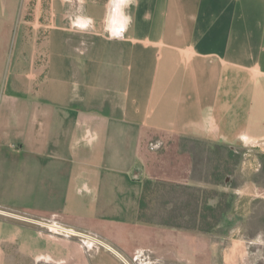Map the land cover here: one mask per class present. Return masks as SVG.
Segmentation results:
<instances>
[{
	"label": "crops",
	"instance_id": "crops-1",
	"mask_svg": "<svg viewBox=\"0 0 264 264\" xmlns=\"http://www.w3.org/2000/svg\"><path fill=\"white\" fill-rule=\"evenodd\" d=\"M125 3L131 24L110 0H0V262L18 246L13 213L124 257L146 228L176 232L177 253L153 248L158 264L264 250V0ZM203 143L244 151L223 224L139 222L147 180L207 186L194 175Z\"/></svg>",
	"mask_w": 264,
	"mask_h": 264
},
{
	"label": "rangeland",
	"instance_id": "rangeland-1",
	"mask_svg": "<svg viewBox=\"0 0 264 264\" xmlns=\"http://www.w3.org/2000/svg\"><path fill=\"white\" fill-rule=\"evenodd\" d=\"M7 84L8 77L5 76L2 84L3 94L8 93ZM164 141L166 144L171 142L169 139L163 140L162 142ZM199 169L200 167L196 169L197 173L200 172ZM172 170L173 168L170 167V171ZM209 187V185L204 186V188ZM159 191L160 189L158 187H152L147 194L146 202L151 209L154 208V199L158 196ZM145 213L147 215L149 214V212ZM13 214L17 215L18 218V246H16V250L13 249L15 247L12 245L11 251L1 252L2 259L0 264H158L159 258L155 254L154 247H157V249L161 248L162 251H167V255L169 251H172V253L179 251V247L175 243L177 238L176 232H170L164 229L161 232H157L159 230L155 229L157 231H152V228H146L145 246H141L138 249L137 247L134 248L126 253L127 257H124L121 253L114 251L110 245L94 235L74 233L52 221H44L32 215ZM145 224L153 226V224ZM230 226L231 224H225V228H229ZM192 232L198 233L197 231ZM153 238L155 239L156 245L151 247L146 245ZM226 245L231 252L229 258L221 262L217 257L214 259L206 257L209 264L240 263V260L237 259L238 256L235 258L237 253H232L233 246L229 243H226ZM197 247L201 248L200 245ZM7 248L10 249V246L7 245ZM252 250H249L245 256H242L244 258L242 264H249L250 262H252L251 264H264V250L260 249L259 246L256 253ZM197 255L198 258L195 264H206L204 257L203 261L201 259L200 251ZM172 260L174 261L175 259Z\"/></svg>",
	"mask_w": 264,
	"mask_h": 264
},
{
	"label": "trees",
	"instance_id": "trees-1",
	"mask_svg": "<svg viewBox=\"0 0 264 264\" xmlns=\"http://www.w3.org/2000/svg\"><path fill=\"white\" fill-rule=\"evenodd\" d=\"M199 152L195 156L194 175L210 187L147 180L139 200V222L205 234L216 231L223 224L233 208L234 176L244 151L227 145L203 143ZM197 162L203 165L199 166ZM152 187H158L160 191L151 209L146 198Z\"/></svg>",
	"mask_w": 264,
	"mask_h": 264
},
{
	"label": "clouds",
	"instance_id": "clouds-1",
	"mask_svg": "<svg viewBox=\"0 0 264 264\" xmlns=\"http://www.w3.org/2000/svg\"><path fill=\"white\" fill-rule=\"evenodd\" d=\"M119 2L121 5V11L123 13V15L125 16V18L128 20L129 24H131L132 21V17L131 15L126 11L127 7L129 6L128 4L125 3V0H110V3H116ZM79 11H82V9H79ZM79 19L81 20H88L89 23H91V18L88 17H79ZM73 23H75V20L73 21ZM77 27H81V25H76ZM84 27H86V25H84ZM105 28L106 30L108 29V25H107V16H106V22H105Z\"/></svg>",
	"mask_w": 264,
	"mask_h": 264
}]
</instances>
